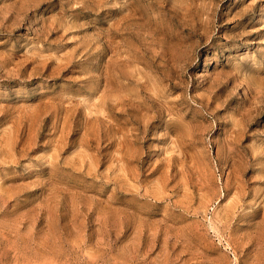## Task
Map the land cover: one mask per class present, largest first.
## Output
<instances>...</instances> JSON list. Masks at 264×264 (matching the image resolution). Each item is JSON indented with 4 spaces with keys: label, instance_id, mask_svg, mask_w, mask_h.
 <instances>
[{
    "label": "rangeland",
    "instance_id": "obj_1",
    "mask_svg": "<svg viewBox=\"0 0 264 264\" xmlns=\"http://www.w3.org/2000/svg\"><path fill=\"white\" fill-rule=\"evenodd\" d=\"M0 264H264V0H0Z\"/></svg>",
    "mask_w": 264,
    "mask_h": 264
}]
</instances>
